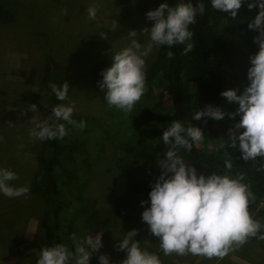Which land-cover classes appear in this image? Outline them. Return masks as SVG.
Instances as JSON below:
<instances>
[{
	"label": "rangeland",
	"instance_id": "374dc122",
	"mask_svg": "<svg viewBox=\"0 0 264 264\" xmlns=\"http://www.w3.org/2000/svg\"><path fill=\"white\" fill-rule=\"evenodd\" d=\"M2 1L13 10L15 21H0V137H3L0 168L18 174L19 179L10 182L13 187H26L29 191L18 198L0 193V264H36L39 251L49 246L42 223L45 198L30 189L39 168L38 154L43 141L32 140L29 133L33 116L48 120L53 107L59 104H74L73 116H85L86 127L83 130L75 127L74 136L85 141L88 152L87 163L78 168V179L66 190L72 205L62 212L60 227L66 234L62 244L66 246L68 241L69 250L74 251L70 238L73 234L79 240L103 232L102 241H111V246H106L110 264H121L126 252L118 251L116 245L127 232L137 229L140 247L159 255L162 264H166L175 254L164 256L159 239L142 221L146 206L141 202L146 199L135 187L144 180H154L160 172L158 157H162L153 151L152 141L140 137L130 126V116L135 110L125 114L110 107L99 97L90 73L93 64L101 60L113 62L115 50L128 46L129 30L137 31L136 38L141 43L147 40V34L141 35L140 31L151 28L154 22L147 20L146 13L158 8L162 0ZM93 5L98 8L97 21L88 19L86 9ZM258 11V7L248 9L247 15L254 17ZM101 32L107 33V39L101 37ZM256 35L258 32L248 26L232 25L227 38L245 49L250 63L249 57L258 52L253 40ZM157 49L146 58L147 67L156 57ZM47 55L61 65L70 79L68 99L59 103L52 102L42 83ZM35 89L40 91L33 92ZM170 102L168 98V106ZM30 104L37 105L36 113L28 110ZM236 106L239 107L237 103ZM196 145L202 150H213L218 149L219 142ZM197 174L209 176L205 171ZM261 201L264 199L253 202L250 212L254 219L264 223ZM81 205L100 214L102 226L98 231L85 226L83 215L69 212ZM232 255L240 262L232 261ZM208 261L202 257L200 264ZM211 264H264V241L252 238L224 260L215 259Z\"/></svg>",
	"mask_w": 264,
	"mask_h": 264
},
{
	"label": "clouds",
	"instance_id": "9594fccd",
	"mask_svg": "<svg viewBox=\"0 0 264 264\" xmlns=\"http://www.w3.org/2000/svg\"><path fill=\"white\" fill-rule=\"evenodd\" d=\"M245 3L250 11L259 9L248 23L249 29L258 32L253 38L258 52L249 57L248 84L243 93L238 95V89L221 93L229 103H237L239 107L235 112L226 113L220 107L207 105L196 111L192 119L200 121L208 117L219 121L228 116L235 120L239 116V121L229 129L230 142L220 147L236 149L238 145L242 153L240 159L249 162L256 161L258 157L264 158V0H211L215 10L227 13L233 19ZM205 10L204 3L181 2L170 6L164 2L155 10L148 11L146 18L154 23L151 28L145 27L140 31L141 35L147 34V40L141 43L136 38L137 31L129 30L130 43L120 51L115 50L112 65L101 72L103 79L98 81V85L105 92L108 105L130 114L147 90L146 58L154 48H172L190 41L194 33L189 26L195 24L197 15H204ZM86 11L90 21H97L98 8L95 5ZM64 15L67 16V9ZM100 35L107 39V33L101 32ZM192 49L193 44L188 43L183 53L187 55ZM173 57L174 53L168 51L167 58ZM49 86L59 101L68 99V82L62 87L54 83ZM39 91L35 89L33 92ZM37 109L36 104H30L28 110L36 113ZM74 111V104H59L53 107L52 116L55 121L63 120L83 130L86 124L73 119ZM30 123L33 125L29 133L32 140L63 139L68 134L63 123L49 124L48 120L41 121L36 115ZM161 139L168 147L164 157H158L161 174L151 184L150 207L143 211L142 221L148 225L149 232L159 239V248L164 256L192 255L222 261L252 238L264 241V223L254 219L250 212V204L255 202L256 196L251 191V185L244 182L246 174L240 172L234 177L217 173L198 175L195 166L187 164L178 154L181 149L191 152L194 144L204 141L205 134L200 127L192 124L185 127L182 122L173 120L163 131ZM224 155L227 157L225 167L231 173V155L227 151ZM261 170L264 169H257ZM18 179L17 173L0 168V193L9 198L26 195L28 188H16L10 183ZM148 203L141 202L142 206ZM260 207H264V201H261ZM137 235L138 230L133 229L116 245L118 251L126 252L121 264H162L159 255L140 247ZM70 238L74 251L64 244L44 246L38 253L36 264H90L93 254L103 247V232L79 240L74 234ZM98 259L99 264H110L108 255H100Z\"/></svg>",
	"mask_w": 264,
	"mask_h": 264
},
{
	"label": "trees",
	"instance_id": "16d2710c",
	"mask_svg": "<svg viewBox=\"0 0 264 264\" xmlns=\"http://www.w3.org/2000/svg\"><path fill=\"white\" fill-rule=\"evenodd\" d=\"M164 2L170 6L181 2H191L194 5L204 3L206 10L204 15H197L195 24L189 26V30L194 33L190 41L172 48L161 46L157 49L156 57L145 70L147 90L130 116V126L140 137L152 141L153 151L162 158L168 146L164 145L161 137L173 120L182 122L185 127L189 124L200 127L205 134L203 143L217 141L218 149L202 150L196 144L193 145L191 152L181 149L178 154L185 162L195 166L198 172L205 171L209 176L217 173L230 174L234 177L237 173L243 172L246 174L244 182L251 185L256 200L264 199V170L257 171L258 168L264 169V158L258 157L256 161L245 162L240 159L242 153L238 145L236 149L220 147L221 144L226 145L230 142L229 129L234 127L240 117L232 120L226 116L219 121L208 117L200 121L192 119L196 111L204 109L207 105L220 107L226 113L237 110L236 103H229L221 93L237 89L238 95L243 93L244 85L248 84L247 70L250 63L247 61L245 49L227 38V33L232 25L246 28L254 17L247 15L246 3L233 19L227 13L215 10L211 0H162V3ZM0 21H15L13 10L2 0ZM188 43L193 44V49L185 55L183 50ZM168 51L174 53L172 59L167 58ZM112 63L101 60L91 66V77L103 101H106L105 92L99 87L98 81L103 79L102 70L109 68ZM43 67L42 83L49 91L52 102L59 103L49 85L54 83L62 87L65 82L70 85L68 73L51 55H47ZM168 98L171 100L170 106L167 105ZM84 118V115L73 116L78 123ZM48 122L63 123L68 134L63 139L42 142L38 154L39 168L30 189L33 192H40L45 198L46 208L42 223L45 227L46 241L52 246L65 242L66 234L60 227L61 216L63 217L62 212L72 205V199L66 190L78 179V168L87 163L88 152L85 141L74 136L77 129L73 125L63 120L55 121L52 115H49ZM221 133L224 135H220ZM226 151L231 155L233 162L231 173H228L224 163L227 158L224 155ZM160 174L161 172L152 182L144 180L135 185L142 197L149 201L146 207H150L151 184ZM252 204L253 202L250 207ZM69 212L74 216L83 215L84 224L89 230L98 231L102 226L100 214L94 210L89 212L85 205H81L80 209L74 212ZM67 242L65 244L69 247Z\"/></svg>",
	"mask_w": 264,
	"mask_h": 264
},
{
	"label": "crops",
	"instance_id": "0c3cea01",
	"mask_svg": "<svg viewBox=\"0 0 264 264\" xmlns=\"http://www.w3.org/2000/svg\"><path fill=\"white\" fill-rule=\"evenodd\" d=\"M152 241V240H150ZM109 245L111 246V241H103V247L99 250V252L93 256L92 259V264H99V259L98 257L100 255H106V246ZM202 257H197V256H192V255H187V256H177L175 255L171 259H168L166 264H200ZM212 260L208 261V264H211ZM231 260L235 262H240L238 258H236L234 255L231 256ZM91 264V260H90Z\"/></svg>",
	"mask_w": 264,
	"mask_h": 264
}]
</instances>
